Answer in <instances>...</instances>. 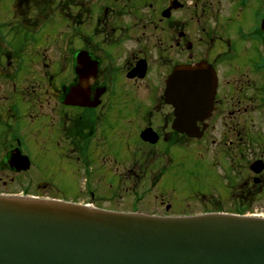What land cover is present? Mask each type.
<instances>
[{
	"label": "flooded vegetation",
	"instance_id": "obj_1",
	"mask_svg": "<svg viewBox=\"0 0 264 264\" xmlns=\"http://www.w3.org/2000/svg\"><path fill=\"white\" fill-rule=\"evenodd\" d=\"M252 3L16 0L13 15L0 11V193L182 216L217 211L223 190L236 200L264 188V11L253 24ZM199 63L217 89L191 137L173 128L165 91L176 67ZM191 154L207 188L170 182Z\"/></svg>",
	"mask_w": 264,
	"mask_h": 264
},
{
	"label": "water",
	"instance_id": "obj_2",
	"mask_svg": "<svg viewBox=\"0 0 264 264\" xmlns=\"http://www.w3.org/2000/svg\"><path fill=\"white\" fill-rule=\"evenodd\" d=\"M216 87L205 64L176 69L165 91L173 128L196 135ZM152 134L143 135L152 141ZM0 264H264V218L160 217L0 195Z\"/></svg>",
	"mask_w": 264,
	"mask_h": 264
},
{
	"label": "rangeland",
	"instance_id": "obj_3",
	"mask_svg": "<svg viewBox=\"0 0 264 264\" xmlns=\"http://www.w3.org/2000/svg\"><path fill=\"white\" fill-rule=\"evenodd\" d=\"M16 0H0V11L4 12L5 14L13 15L14 13V4ZM227 2H225L226 4ZM73 0H63L64 6H70L72 7ZM69 7V8H70ZM264 11V1L262 0H253L251 9H250V19L253 24H257L259 20L260 14H262ZM69 16V15H65ZM13 18H10V21ZM55 23L57 25V28L61 31L62 35L60 38L62 49L65 50L67 43L69 42L70 38V28L68 21L63 17V20L58 17L55 20ZM50 26H53L50 24ZM8 31H10V27L6 25L4 27ZM19 36L17 38L18 42L20 44L24 43L23 40V33L20 31L18 27H16ZM33 39L41 40V36H30L29 40L26 44H32ZM176 174H179L181 176V179L177 178H171V183L180 184L182 186L189 185L194 188H207V184L204 183V181L201 179V175L205 172L203 169L199 159L195 157L193 154L189 155L186 159V164L184 168H176L175 170ZM214 195L217 194V191L213 193ZM213 195V197H214ZM218 195V194H217ZM239 198L236 200H232L230 196V191L223 190V195L220 198H223L225 200V203H221V199L218 200L220 206V209H223L224 211H235L238 210V207H241L248 211V215H260L264 216V188L258 189H250L247 192H240ZM196 205V209H201V206L198 204V202L194 203ZM238 204H240L238 206Z\"/></svg>",
	"mask_w": 264,
	"mask_h": 264
},
{
	"label": "trees",
	"instance_id": "obj_4",
	"mask_svg": "<svg viewBox=\"0 0 264 264\" xmlns=\"http://www.w3.org/2000/svg\"><path fill=\"white\" fill-rule=\"evenodd\" d=\"M238 212H241V213H244L245 212V210L242 208V206L241 207H239V210H238Z\"/></svg>",
	"mask_w": 264,
	"mask_h": 264
}]
</instances>
